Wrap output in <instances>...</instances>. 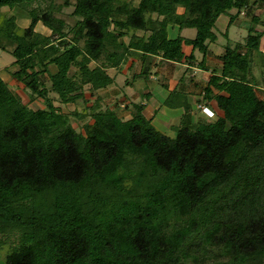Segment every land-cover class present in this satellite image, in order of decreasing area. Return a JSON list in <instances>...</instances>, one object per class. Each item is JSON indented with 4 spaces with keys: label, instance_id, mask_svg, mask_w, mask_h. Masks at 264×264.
<instances>
[{
    "label": "trees",
    "instance_id": "1",
    "mask_svg": "<svg viewBox=\"0 0 264 264\" xmlns=\"http://www.w3.org/2000/svg\"><path fill=\"white\" fill-rule=\"evenodd\" d=\"M70 7L68 27L56 14ZM2 8L29 18L21 27L0 13V37L14 44L11 77L44 105L29 108L0 78L2 264H264V70L263 86L252 74L264 0H0ZM221 15L229 17L226 38L240 16L247 36L226 45L219 70L209 72ZM169 27L178 28L173 39ZM195 51L209 73L203 87L189 83L200 89L195 104L215 102L220 113L195 122L184 101L171 138L144 114L149 65L193 67ZM134 57L140 100L104 102L96 93L116 85ZM54 95L83 107L64 113ZM70 116L92 122L77 132Z\"/></svg>",
    "mask_w": 264,
    "mask_h": 264
},
{
    "label": "rangeland",
    "instance_id": "2",
    "mask_svg": "<svg viewBox=\"0 0 264 264\" xmlns=\"http://www.w3.org/2000/svg\"><path fill=\"white\" fill-rule=\"evenodd\" d=\"M134 4H137L138 0H131ZM60 2V1H58ZM72 8H62L60 12L56 14L57 17L62 18L65 20L68 27H71L74 24V19L69 15L71 13ZM17 16H24L26 20L28 17L26 13L20 12L16 10ZM1 11L0 13H2ZM5 12V13H4ZM2 14H13L12 11L4 9ZM178 12L181 13L182 9H178ZM260 19L263 22L262 25H259L256 29L258 31L264 30V14H260ZM227 15H221L218 19L216 27L214 28V32L217 36V40L215 43L211 44L210 53L205 57L206 60V69L210 72L211 70H219L221 66V61L218 59V56L223 54L224 47L229 45L233 47L235 43H243L245 37L247 36V27H248V20L243 16H240L235 23H233L229 30H228V37L224 36L226 31V24L228 22ZM22 18H18L20 21ZM17 21V20H16ZM26 22V21H25ZM17 23V22H16ZM29 23V18H28ZM19 25V24H18ZM28 25V24H27ZM27 25L25 27H27ZM20 26V25H19ZM36 30L44 32L45 34H49L45 28L38 25ZM177 27H169L167 30L168 38L173 39L178 34ZM138 35H142L141 32H137ZM196 31L194 29H183L180 32L181 36H184L188 39H193L195 37ZM126 43L129 41L128 36L123 39ZM9 48L3 50L0 48V78L7 83L9 89L16 94L23 104H27L29 108L33 110L37 109H44V105L39 101H30L28 98V93L23 89V86L16 82L11 77V72L16 70L15 66H12L14 59L9 53ZM188 52V49H185V53ZM195 55V64L193 67H188V65L179 64L176 65L175 68L170 67L167 63H162L160 65V61L157 60L156 66L150 67V74H152L149 79H153L147 82L146 90L151 92V98L149 102H146L147 107L144 110V114L147 118H152L151 124L161 133L167 135L171 138H174L176 135V131L178 130L183 116V108L178 107L179 105L183 106V102L186 101L192 109V116L194 117V121H205L207 117L204 116L201 111L197 108L195 104L197 97L196 92H198L201 88L206 84V80L208 77V71H204L197 65L198 62L202 60V54L198 51L194 52ZM132 61V64H131ZM131 64V65H130ZM93 66V64H91ZM187 66V67H186ZM141 62L137 61L134 58L129 59L123 66V72L117 76L116 78V85H110L104 90H100L96 93L97 96L101 97L104 102H113L115 99L119 98L121 103V107L125 106L127 102H138L140 100L139 90H142L143 83L141 81L138 82H131L132 75L137 73L141 68ZM7 68V69H6ZM53 70L54 67H50ZM159 68V70H158ZM144 69V68H142ZM75 69L72 68V71ZM264 70V37L261 39L259 52H255L253 55V64H252V74L255 77V80L259 86H263V81L260 76L261 71ZM108 74L110 76L114 75L115 71L113 69H109ZM264 72V71H263ZM182 78V79H181ZM181 79V80H180ZM191 80L194 83L201 85L199 88H195L191 86L189 83ZM125 82H129L131 85L124 86ZM180 82V83H179ZM46 85L49 86V81L46 82ZM124 91L129 97V99H123V94H120ZM144 90V89H143ZM176 93H171L174 91ZM84 96L85 98L93 103L95 100V96H93L88 87L84 88ZM169 96V97H168ZM261 96V95H259ZM167 101V106L163 105V101ZM128 100V101H127ZM53 103L55 106L61 108V111L64 113H68L74 110V108L78 111H81L83 104L79 101L78 105L73 106L69 105H62L57 97L53 96ZM103 105V104H102ZM177 108H170V106H174ZM212 106L216 107L215 102L211 103ZM159 108V109H158ZM171 110L173 112H171ZM177 110V111H176ZM130 114L126 112L124 114V119H129ZM214 120V118H213ZM69 121L72 123V126L77 132H82L81 125L83 122H92L91 119H85V121H76L74 117L69 118ZM0 255H3V251H0ZM0 260H2V256H0ZM0 264H2L0 262Z\"/></svg>",
    "mask_w": 264,
    "mask_h": 264
},
{
    "label": "crops",
    "instance_id": "3",
    "mask_svg": "<svg viewBox=\"0 0 264 264\" xmlns=\"http://www.w3.org/2000/svg\"><path fill=\"white\" fill-rule=\"evenodd\" d=\"M4 9H7V8H2L1 9V11H3L4 12ZM7 10H9V9H7ZM16 10H18V9H15V10H10V11H12V13L13 14H8L7 15V17H9V16H15L16 17V22H17V24H19L21 27H25L27 24H29L28 23V18L25 20L24 19V16H20V14H19V16H17V11ZM19 11V10H18ZM2 12V13H3ZM21 12V11H20ZM5 13V12H4ZM27 17V16H26ZM18 18H22L20 21L18 20ZM26 21V22H25ZM182 37H184V36H182ZM0 46L1 47H3V48H5V49H7V48H9L10 50H9V53L14 49V44L12 43V42H10V41H8V40H6L5 38H3V37H0ZM210 47H211V44H209V46H208V49L210 50ZM185 49H188V54H186L185 53ZM182 51H183V53H184V55L185 56H187V55H189V53L191 52V46H185V45H183L182 46ZM211 51V50H210ZM196 59V58H195ZM207 61H208V58L206 59ZM212 103V102H211ZM211 103L208 105V106H206V105H198L197 106V108L199 109V111H201V113L204 115V116H206L207 118H209L207 115H205L203 112H202V108L204 107H206L207 109H209V110H211L214 114H219L220 112H219V110L216 108V107H214V106H212L211 105ZM159 109V108H158ZM177 111V110H176ZM171 112H173L172 110H171Z\"/></svg>",
    "mask_w": 264,
    "mask_h": 264
},
{
    "label": "clouds",
    "instance_id": "4",
    "mask_svg": "<svg viewBox=\"0 0 264 264\" xmlns=\"http://www.w3.org/2000/svg\"><path fill=\"white\" fill-rule=\"evenodd\" d=\"M202 112L205 115H207L209 118H213L215 116V114L211 110L207 109L206 107L205 108L204 107L202 108Z\"/></svg>",
    "mask_w": 264,
    "mask_h": 264
}]
</instances>
